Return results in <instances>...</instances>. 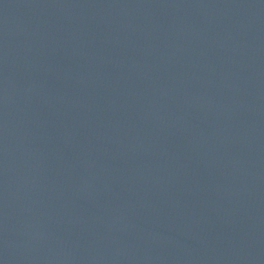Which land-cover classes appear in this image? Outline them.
<instances>
[{"label": "water", "instance_id": "water-1", "mask_svg": "<svg viewBox=\"0 0 264 264\" xmlns=\"http://www.w3.org/2000/svg\"><path fill=\"white\" fill-rule=\"evenodd\" d=\"M0 264H264V0H0Z\"/></svg>", "mask_w": 264, "mask_h": 264}]
</instances>
